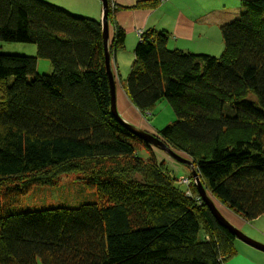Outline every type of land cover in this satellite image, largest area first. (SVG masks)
I'll use <instances>...</instances> for the list:
<instances>
[{
  "label": "trees",
  "instance_id": "1",
  "mask_svg": "<svg viewBox=\"0 0 264 264\" xmlns=\"http://www.w3.org/2000/svg\"><path fill=\"white\" fill-rule=\"evenodd\" d=\"M240 8L219 28L218 56L139 33L121 84L144 117L168 104L174 120L158 136L190 158L207 196L251 222L264 217V0ZM112 9L107 0V23ZM124 41L115 26L110 52ZM0 43L35 46L34 56L0 53V264H224L236 255L194 185L168 175L111 115L98 21L43 0H0ZM64 174L82 175L95 199L22 209L33 188Z\"/></svg>",
  "mask_w": 264,
  "mask_h": 264
},
{
  "label": "crops",
  "instance_id": "2",
  "mask_svg": "<svg viewBox=\"0 0 264 264\" xmlns=\"http://www.w3.org/2000/svg\"><path fill=\"white\" fill-rule=\"evenodd\" d=\"M55 4L65 10L77 8L74 14L91 18L100 23L102 9L99 0H43ZM112 9L111 21L108 25V44L113 37L114 27L124 31V48L109 57V65L115 85V105L123 119L138 128L140 117L134 113L121 84V74L118 69V55L130 54L133 60V49L138 41V34L147 30L163 32L167 35L168 49L183 52L203 53L218 56L217 50L222 46L219 28L236 18L240 12L241 1L250 0H162L155 7L134 8L137 2L146 0H109ZM71 12V11H69ZM92 17H89V16ZM117 112V113H118ZM222 207V206H220ZM223 218L233 227L243 231L244 226L255 224L260 218L247 222L228 211L219 210ZM252 228V227H251ZM251 232V231H250ZM250 238L261 242L258 236L250 233ZM236 257L225 264H264V253L241 241L234 240Z\"/></svg>",
  "mask_w": 264,
  "mask_h": 264
},
{
  "label": "rangeland",
  "instance_id": "3",
  "mask_svg": "<svg viewBox=\"0 0 264 264\" xmlns=\"http://www.w3.org/2000/svg\"><path fill=\"white\" fill-rule=\"evenodd\" d=\"M42 1V0H41ZM55 5V4H53ZM71 14L78 11L77 8H71ZM67 11V10H66ZM67 11V12H68ZM74 11V12H73ZM89 16V15H87ZM92 17V16H89ZM139 37V34H138ZM222 46L217 50L216 54H220L222 51ZM107 52L110 57L112 53L110 52V48H108L107 45ZM0 53L6 54H24V55H32L34 56L35 53V46L30 44H21V43H0ZM122 55H118V69L120 71L122 79L127 75L129 66L131 65L132 60L130 59V54L126 53H120ZM49 70V63L46 60H38L37 61V72L42 73H48ZM123 88V87H122ZM124 90V89H123ZM124 96H126L125 92L123 91ZM126 101L127 96L125 97ZM129 102V100H128ZM130 103V102H129ZM131 105V104H130ZM131 107L134 109V107L131 105ZM134 113L136 116L138 115L140 117V121L137 122V126L139 130L155 137L157 140H159L163 145H165L170 151L174 153V155L180 157L183 160H187L191 163L190 158L181 151L174 150L169 145L166 144L164 140H162L158 136V132L156 130L161 129L165 125L170 124L174 120V115L170 107L165 101L158 102L154 108L151 110V112L144 117L141 115L136 109H134ZM118 112V111H117ZM118 115L120 118L132 126L131 123L125 121L123 119V116L120 112H118ZM138 145V154L142 158H147V150L145 147H143L142 144ZM149 148L152 151L153 156L158 162L163 163L166 166V173L168 175H171L174 177V179L179 183H186L188 184V188L190 184L194 185V180L191 176V171L195 169L192 167L190 168L186 164L177 162L173 157L168 155L166 152L161 150L160 148H157L155 146L149 145ZM189 146L188 148H190ZM192 164V163H191ZM196 172V171H195ZM83 176L78 174H64L60 175L57 182L52 187H35L30 192L29 196H27L24 200L25 206H22V209L25 208H32V209H39L42 207H49V206H62V207H77L80 203L84 202H92L95 197H92L93 190H89L88 188H85V186L80 184L79 179H81ZM92 194V195H91ZM209 197V196H208ZM210 200L213 202L216 208L219 210L228 211L231 214H233L236 217H239L238 215L234 214L229 209L225 208L224 206L220 205L216 201H214L211 197H209ZM222 206V207H220ZM241 218V217H239ZM230 224V223H229ZM231 225V224H230ZM252 227V228H251ZM235 228V227H234ZM237 229V228H236ZM238 230V229H237ZM244 235H249L251 232L256 234L261 242L260 244L264 245V217H261L258 221H256L255 224H251L249 226H244L243 231L238 230ZM251 231V232H250ZM249 237V236H247ZM250 238V237H249ZM252 239V238H250ZM253 240V239H252ZM256 241V240H254ZM236 257H234L235 259ZM233 257L228 260L231 261ZM225 264V263H224Z\"/></svg>",
  "mask_w": 264,
  "mask_h": 264
},
{
  "label": "water",
  "instance_id": "4",
  "mask_svg": "<svg viewBox=\"0 0 264 264\" xmlns=\"http://www.w3.org/2000/svg\"><path fill=\"white\" fill-rule=\"evenodd\" d=\"M101 3V9H102V15L100 20L101 25V34H102V45H103V52H104V64L106 68V73L108 76V82H109V95H110V113L111 115L120 123L122 124L130 133L135 135L137 138H139L141 141L145 142L147 145L155 146L157 148H160L164 152H166L168 155L173 157L177 162L186 164L190 168H192V164L187 161L183 160L180 157L174 155L172 151H170L165 145H163L159 140H157L155 137L129 125L128 123L124 122L120 116L117 113L116 105H115V85L114 80L112 77V73L110 70L109 65V55L107 52V41H108V25H107V0H99ZM191 176L194 180V187L197 191L198 196L203 201V203L207 206L208 210L210 211L213 218L226 230H228L235 239L241 241L242 243L258 250L264 253V245L250 239L240 231H238L236 228H234L232 225H230L223 216L219 213L213 202L210 200V198L205 193L198 176L194 170L191 171Z\"/></svg>",
  "mask_w": 264,
  "mask_h": 264
}]
</instances>
